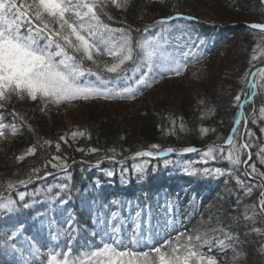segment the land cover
Returning a JSON list of instances; mask_svg holds the SVG:
<instances>
[{"label":"trees","instance_id":"1","mask_svg":"<svg viewBox=\"0 0 264 264\" xmlns=\"http://www.w3.org/2000/svg\"><path fill=\"white\" fill-rule=\"evenodd\" d=\"M185 1L187 0H132L126 11L110 5L107 11L112 19L109 20L106 16L102 19L114 28L142 30L157 20L187 14L181 10ZM200 2L201 10L187 14L193 17V21L181 19L168 26L158 25L147 34L150 36L159 32L162 27L170 28L173 25L190 31L194 42L202 47L205 57L197 63H188L183 75L166 76L151 88L144 90L135 100L79 101L81 114L88 123L81 122L64 130H60V124L65 105L59 108L50 107L49 111L42 112L38 102H18L14 99L5 109H0L5 123H15L20 128L16 136L6 133L7 138L0 139V196L17 199L20 191L35 190L41 183L35 181V177L32 183L26 186L17 185L11 190L7 188V183L27 179L33 168H40L42 177L45 172L54 174L61 171L59 168H52L51 164L44 167L53 156L59 155L66 159L70 166L67 174L70 187L68 191L54 192L60 194L61 200H70L69 208L76 210L73 218L85 238L93 236V231L87 224L82 223L85 216L83 207L93 200L94 193L100 192L107 184L109 187L103 188L102 197L96 196L98 203L122 199L124 205L133 201L145 206L156 204L161 197L172 193L173 190L194 187L188 178L166 177L165 172L161 170L164 161L162 159L146 160L145 172L141 173L140 178H136L133 164L137 160V152H157L173 148V157L177 158L176 154L186 147L205 149L210 145L223 146L224 157L217 154L216 160L224 164L229 163L225 158L228 147L223 144L231 134L235 120L241 112L235 97L240 94V103L243 102L249 91L248 80L251 78L249 76L248 80H245V73L255 72L264 66V55H261V52H264V33L250 27L252 24H264V3L262 0ZM132 35L139 39L144 33L133 31ZM201 40L204 41L203 44L200 43ZM257 45L260 47L257 48ZM253 55L258 59L253 60ZM190 85L200 88L208 97L211 109L208 110V116L203 115L198 105L190 102L187 90ZM263 91L264 87L258 88L255 99L244 104V118L240 126V129L244 130L243 138L238 141L237 134L235 137L237 143L246 140L250 143L252 158L247 168L230 163L232 168L228 172H232V176L225 177L228 185L235 188L239 185L236 183V176L244 181V186L239 185L240 190H235L231 198L236 209L234 212L241 213L245 211V206L257 204L260 192L264 190L258 186L261 178L256 173L251 177L244 175L245 172H251L252 164L256 165L258 171H264V164L260 162V156L264 154V116L260 115V108L264 107ZM162 94L166 96L165 99L173 97V101L161 99ZM13 109L15 113L25 117L31 128L27 125L20 127L21 121ZM201 128H207L209 131L202 133ZM75 130L86 134L73 140L71 132ZM249 131L254 134L251 139L247 135ZM61 136L66 137L67 144L60 140ZM44 140H51L53 144L43 145ZM57 142L61 145L59 152L55 148ZM34 144L37 145L36 154L26 155L27 150ZM153 144L160 145V148L152 149L150 146ZM79 148L84 151H78ZM91 148H97L99 151L92 153L89 151ZM21 155L25 156L23 161L17 159ZM189 157L192 156H187L186 159ZM244 159L247 160V155ZM97 161H100L98 166ZM108 171L113 172V180L107 175ZM249 186L253 187L250 196L246 194V188ZM75 192L82 195L80 201L73 197ZM21 215L28 218L31 213L26 214L23 210ZM10 223L13 226L9 225ZM14 225L18 223L9 220L0 222L1 229H6L2 230L6 237L11 234ZM250 234L252 242L264 251V228L258 231L251 229ZM5 263L6 259L0 261V264Z\"/></svg>","mask_w":264,"mask_h":264},{"label":"snow or ice","instance_id":"2","mask_svg":"<svg viewBox=\"0 0 264 264\" xmlns=\"http://www.w3.org/2000/svg\"><path fill=\"white\" fill-rule=\"evenodd\" d=\"M131 3L132 0H0V109H5L14 99L18 102L25 100L38 102L42 112L49 111L50 107L59 108L76 101L135 100L144 90L151 88L166 76L183 75L188 68L187 57L191 50L181 56L170 37L165 35L166 29L163 27L159 32L147 35L151 29L158 25H166L173 17L157 20L142 30L114 28L102 19L105 16L109 20L112 19L107 11L110 5L126 11ZM179 16L180 14H177V17ZM183 18L192 19L189 16ZM250 27L264 33V24H252ZM133 31H142L144 35L135 39ZM200 43L203 44L204 41L201 40ZM259 47L257 45V48ZM261 55H264V52H261ZM252 59L256 60L258 57L253 55ZM244 79L248 80L250 92L245 95L242 103L240 94L235 97L241 108L235 120L237 126L244 116L242 111L244 104L253 101L258 95L257 89L264 87V68L245 73ZM200 103L203 104L204 101L201 100ZM13 111L15 113L14 109ZM15 115L21 121V128L25 125L31 128L24 116H20L19 113ZM260 115L264 116V107L260 108ZM180 127L183 129V124ZM208 131L207 128H201L202 133L206 134ZM19 132L20 128L15 123H5L3 114H0V139H6V133L16 136ZM236 132L237 128L234 127L233 134ZM85 134L75 130L71 132V137L75 140ZM247 135L251 139L254 134L249 131ZM60 140L68 143L65 136H61ZM52 144L51 140L43 141V145ZM226 144L228 149L225 158L233 166L247 165V160L252 156L250 143L247 140L237 143L233 136H229ZM150 147L159 149L160 145L153 144ZM55 148L59 152L60 143H55ZM78 151L83 152L84 149L79 148ZM89 151L96 153L99 149L91 148ZM173 151L175 149L167 148L157 152L139 151L135 155L165 156ZM197 151L199 150L195 147L181 150L182 153ZM36 152L37 145L34 144L27 150L26 155H34ZM217 154L224 157L225 148L208 146L203 153L204 163L216 160ZM245 155L247 160L244 159ZM17 159L23 161L25 156H18ZM260 162L264 164V154L260 156ZM99 163L100 161H97V166ZM168 163L166 160L165 164ZM48 164H51L52 168L64 171L69 167L67 160L59 155L53 156L44 167L46 168ZM250 167L251 172H245L244 175L251 177L256 173L261 178L258 186L264 189V171H258L255 164ZM136 171L143 173L145 169L137 165ZM40 172V168H33L27 179L8 181L7 188L11 190L17 185L26 186L33 182V177L44 178L40 176ZM197 173L204 176H232V172H225L221 168L192 169L191 174ZM48 175L51 173H44L45 177ZM107 175L111 177L113 172L108 171ZM235 180L237 184L244 186V181L239 176H236ZM52 187L62 191L69 189L67 184L54 185L47 188V193L52 192ZM252 192L253 187L246 188L247 195L250 196ZM27 195L26 192H19V202L23 203L0 196V216L31 208L36 200L33 199L32 203L24 202ZM58 197L59 193L51 196L50 201L54 202ZM60 202L63 204L67 200ZM249 208L254 213L258 209L264 214V190H261L257 204L245 206L246 220L252 219V216L247 214ZM140 215V211H137L138 219ZM114 222H118L116 212L111 213L110 221L104 222L106 227L111 224V233L105 230L107 239L101 238L102 247L92 251L86 260H74L69 245L65 252L49 253L46 264H220L215 255L206 254L204 251L207 248L208 253H211L214 247H218L222 252L230 249L234 253L232 264H237L243 258V254L238 251V236L224 229L213 230V233L219 231L220 235L210 236L208 233L189 235L183 243L179 242L178 236L175 244L172 240H167L163 245L150 251H137L133 248L145 242V237L140 233L139 223L136 224V230L129 239L133 248H129L122 247V240L115 235L120 232V228ZM17 232L18 230L8 235L5 244L13 240ZM92 235L96 236L97 233L93 232ZM10 247L24 256L16 244L13 243ZM36 252L39 254V249Z\"/></svg>","mask_w":264,"mask_h":264},{"label":"rangeland","instance_id":"3","mask_svg":"<svg viewBox=\"0 0 264 264\" xmlns=\"http://www.w3.org/2000/svg\"><path fill=\"white\" fill-rule=\"evenodd\" d=\"M210 0H202V2ZM213 1V0H211ZM181 10L185 11L187 14L194 13L197 10H201V2L200 0H187L181 5ZM169 23V22H168ZM167 23V24H168ZM166 32L165 35L169 36L171 39L172 44L175 46L176 51L183 56L185 52H189L190 54L187 57V61L190 63H195L197 61V57L200 58L201 56V47L196 45L193 41V36L190 34L189 30L182 29L178 26H172L170 28H165ZM193 84V83H192ZM190 102L193 105H198L197 107L203 113L204 116H208V110L210 109V103L208 97L202 92L200 88L196 86L190 85L187 87ZM250 92V89L248 93ZM264 92V91H263ZM165 95H160L161 99H165ZM166 101L172 100L165 99ZM203 100L204 103L201 104L200 101ZM148 101H150L148 99ZM79 102H73L72 104L65 105L60 130L71 128L75 124L83 123L86 124L88 121L84 119L81 114V108L79 107ZM243 129H240L237 133L238 141H241L243 138ZM207 150L202 149L198 151L193 157L188 160H184V155H178V158L169 159L168 164H163L162 169L167 170H174L173 176H186L190 179L191 184L195 187L191 188H183L180 191L172 193L168 198L159 201L156 207L153 208L151 212L147 214L146 218L134 219L133 216L130 215L129 212H126L125 215L129 214L128 219L124 217V213L121 209L120 213L117 214V221L116 226L120 228V232L116 233L115 235L117 238L122 240V247H129L133 248V246L129 243L130 237L136 230V224L139 223L140 225V233L145 237V242L135 246L133 250L137 251H150L154 247H158L164 244L167 240H172L173 244L177 242V237L179 236V242L183 243L185 238L189 235H196V234H204L208 233L210 236L220 235V232L217 231L213 233V230L224 229L227 232L238 236V251L243 254V258H241L237 264H264V251L255 245L252 242V235L250 234L251 229L259 230L264 228V214H261L258 209L255 210V213L252 209L247 210V214L252 216V219H245V211L243 212H234L236 209L232 204L231 198L235 190H240V186H231L230 184L225 181V176H204L200 173L191 174L192 169H203L205 167L215 169L221 168L225 172H228L232 166L229 163L224 164L221 161H214L209 160L207 163H204V151ZM169 155V154H166ZM165 155V156H166ZM155 157V156H153ZM169 157V156H168ZM145 158H149L147 156L144 157H137V160L133 164V172L136 174V178L141 177V173L136 171V166L140 165L147 168V164L145 162ZM249 161H247V165H244L245 168L248 167ZM188 169V171H185ZM251 171V169H250ZM124 172V171H123ZM129 173V170L126 171ZM125 174V172H124ZM254 174V173H253ZM166 175V173H165ZM66 179H62L57 182L56 185L66 184ZM198 188H197V187ZM50 187L49 185H42L40 188H37L34 191V195L28 197L29 194L25 197V201L27 203H32L33 199L36 200V203L29 209L34 210L42 209L43 211L38 213L35 217H33L32 222L34 223L35 220H40L39 228L36 229L35 233H41L40 236L42 239H47V242H56L59 241V238L62 237L63 240H66L69 236L67 234L61 233V229L65 227H70L73 224L70 221L69 216L70 212L66 207L68 203L57 204L56 202L48 200L50 194H52L55 187H52V192L47 193V188ZM59 189V188H58ZM33 192V190L31 191ZM27 193V192H26ZM95 197L99 195L101 197L102 190L98 193H94ZM30 198V199H29ZM77 199H80V196L77 195ZM19 200V199H18ZM97 200L92 201L91 205L89 206L90 209L94 210L97 208L95 202ZM46 202H49L50 209L46 211L44 209ZM23 203V202H21ZM110 207H117L116 204ZM108 205L106 206L105 210H109L110 208ZM9 214L6 216H0V220L5 222L7 219L12 220L14 215ZM63 217L61 219L62 224L55 225V233H53V220L57 217ZM96 219L93 220L92 224L97 227V231L101 233H105V230L111 233V224L105 226V221H110L111 216L107 217L109 220H104L103 217H100L96 214ZM29 224V223H28ZM47 226V234H42L44 231V227ZM27 225H23V230ZM62 227V228H61ZM26 231V230H24ZM42 231V232H40ZM23 231H19L17 237L22 235ZM29 240L26 244L22 247L25 248V257L29 259H25L24 256H21L19 253H16L11 247V244H16V247L21 249V245L17 244L15 241H8L7 244L2 243L1 247L3 252L10 251L14 255H17L19 258V262L21 264H46V257L48 254L42 253L40 250V246H43V243H35L33 240V236H27ZM105 239L107 237L105 236ZM50 245V244H49ZM66 244L63 246L65 247ZM72 248L78 247V242H72L70 244ZM171 247V246H169ZM85 248L80 255L76 254L72 256L74 260H86V257L91 254L92 251L96 250ZM39 249V254H37L36 250ZM22 250V249H21ZM45 250V248L43 249ZM50 251H56L51 247ZM65 249L63 248L59 252H64ZM206 254L215 255L219 260L220 264H232V258L234 253L229 249L226 251H221L218 247H214L211 253H208L207 248L204 249ZM23 252V253H24Z\"/></svg>","mask_w":264,"mask_h":264}]
</instances>
